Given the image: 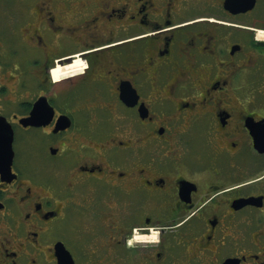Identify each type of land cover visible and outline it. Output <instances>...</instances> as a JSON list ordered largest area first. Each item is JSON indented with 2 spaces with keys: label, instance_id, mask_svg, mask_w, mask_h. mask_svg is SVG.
Instances as JSON below:
<instances>
[{
  "label": "flooded vegetation",
  "instance_id": "obj_1",
  "mask_svg": "<svg viewBox=\"0 0 264 264\" xmlns=\"http://www.w3.org/2000/svg\"><path fill=\"white\" fill-rule=\"evenodd\" d=\"M225 1H0V264H264V27Z\"/></svg>",
  "mask_w": 264,
  "mask_h": 264
},
{
  "label": "water",
  "instance_id": "obj_2",
  "mask_svg": "<svg viewBox=\"0 0 264 264\" xmlns=\"http://www.w3.org/2000/svg\"><path fill=\"white\" fill-rule=\"evenodd\" d=\"M254 4H255V0H226L224 3L225 8L232 10V12L248 11L251 8H253ZM0 133H2L0 140L3 141V148H8L9 150L8 164L10 165L11 157H12V148H11L12 131L10 126H8V124L4 121V118H0ZM5 138L8 139V142L5 141Z\"/></svg>",
  "mask_w": 264,
  "mask_h": 264
},
{
  "label": "rangeland",
  "instance_id": "obj_3",
  "mask_svg": "<svg viewBox=\"0 0 264 264\" xmlns=\"http://www.w3.org/2000/svg\"><path fill=\"white\" fill-rule=\"evenodd\" d=\"M0 1L2 2V0ZM9 1L11 2L15 0H9ZM241 18L247 22H251V23L253 22L254 24H256V26L264 27V0H258L254 10L250 12V14H246L244 17ZM261 34H262L261 38L263 39L264 33ZM53 74L55 78V75L57 74L55 70H53Z\"/></svg>",
  "mask_w": 264,
  "mask_h": 264
},
{
  "label": "bare ground",
  "instance_id": "obj_4",
  "mask_svg": "<svg viewBox=\"0 0 264 264\" xmlns=\"http://www.w3.org/2000/svg\"><path fill=\"white\" fill-rule=\"evenodd\" d=\"M53 73V72H52ZM53 76H54V74H53Z\"/></svg>",
  "mask_w": 264,
  "mask_h": 264
},
{
  "label": "built area",
  "instance_id": "obj_5",
  "mask_svg": "<svg viewBox=\"0 0 264 264\" xmlns=\"http://www.w3.org/2000/svg\"><path fill=\"white\" fill-rule=\"evenodd\" d=\"M259 33V32H258Z\"/></svg>",
  "mask_w": 264,
  "mask_h": 264
}]
</instances>
